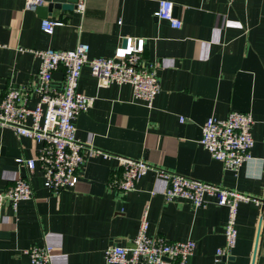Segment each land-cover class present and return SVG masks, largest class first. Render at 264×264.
Returning <instances> with one entry per match:
<instances>
[{"label": "crops", "instance_id": "0c3cea01", "mask_svg": "<svg viewBox=\"0 0 264 264\" xmlns=\"http://www.w3.org/2000/svg\"><path fill=\"white\" fill-rule=\"evenodd\" d=\"M83 1L82 13L53 9L45 18L61 24L48 34L41 29L44 17L25 0H0V100L9 87L38 85L34 50L87 43L90 57H109L134 37L144 39L145 62L157 64L161 89L147 106L128 83L98 85L85 65L78 90L94 101L75 119L83 163L75 187L58 192L45 187L38 165L28 172L16 162L35 157L41 144L0 127V189L23 176L34 191L16 209L4 208L0 264H31L25 250L46 244L53 247L48 264H107L104 249L131 245L144 211L149 235L195 241L186 264H264V0H171L180 28L154 15L158 0ZM62 83L60 68L52 84ZM36 100L32 94L29 105ZM230 110L249 112L254 121L252 157L236 170L199 142L204 121ZM119 156L153 166L125 193L109 186L120 177ZM157 168L263 202L239 203L236 244L228 255L216 257L225 244L227 207L213 197L204 206L166 201L167 180Z\"/></svg>", "mask_w": 264, "mask_h": 264}, {"label": "built area", "instance_id": "2783aa9c", "mask_svg": "<svg viewBox=\"0 0 264 264\" xmlns=\"http://www.w3.org/2000/svg\"><path fill=\"white\" fill-rule=\"evenodd\" d=\"M44 0H25V7L36 10ZM84 1L76 3V11L83 12ZM171 0H158L154 15L166 20L172 27L180 28L181 19L173 14ZM61 21L43 18L41 29L51 34ZM0 46H2L0 44ZM144 39L128 38L124 46L117 48L113 56L90 57L89 45L78 43L73 49L45 48L34 50L39 60L37 70L38 85L34 87H9L0 100V127H8L17 135L34 139L40 143L35 157H17L16 162L25 165L28 172L40 167L44 185L51 192L75 187L79 180V170L83 163V145L76 135L75 119L92 106L94 97L78 90V81L85 65L90 69L98 85L128 83L133 97L151 106L161 86L157 64L145 62L143 58ZM62 69L63 83L60 87L52 84L53 74ZM32 94L36 102L30 106ZM183 121L184 117H180ZM251 113L230 110L223 118L209 116L202 125L200 144L210 155L221 161L227 169L236 170L250 159L254 139ZM108 157V153L93 151ZM121 174L109 186L123 193L134 189L136 182L153 168L143 159L119 156ZM159 176L167 180L164 191L166 201L183 198L194 206H204L206 197H213L215 203L227 207L224 225L225 244L216 249V257L226 256L236 244V217L238 205L242 201L262 202L245 193L208 183L195 178L157 168ZM34 191L27 177L19 176L13 183L0 189V222L6 205L13 210L22 200L31 199ZM263 204V202H262ZM148 221L143 212L137 234L129 246L108 245L104 249L107 264H186L195 248L193 239L168 240L161 235L147 233ZM31 264L51 262L53 247L32 245L25 250Z\"/></svg>", "mask_w": 264, "mask_h": 264}, {"label": "water", "instance_id": "95a60500", "mask_svg": "<svg viewBox=\"0 0 264 264\" xmlns=\"http://www.w3.org/2000/svg\"><path fill=\"white\" fill-rule=\"evenodd\" d=\"M46 5H39L36 9L40 17H46L53 9L73 10L76 8L77 0H44Z\"/></svg>", "mask_w": 264, "mask_h": 264}]
</instances>
